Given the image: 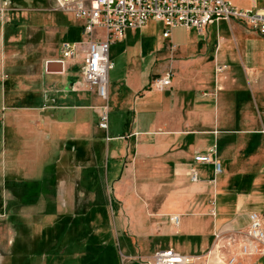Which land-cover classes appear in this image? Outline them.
Here are the masks:
<instances>
[{"label": "crops", "instance_id": "obj_1", "mask_svg": "<svg viewBox=\"0 0 264 264\" xmlns=\"http://www.w3.org/2000/svg\"><path fill=\"white\" fill-rule=\"evenodd\" d=\"M246 2L248 8L253 4ZM259 2L264 3L258 0L257 6ZM45 4L0 0L5 12L0 20V124L10 130L7 156L14 165H42L44 171L51 154L57 163H52L50 179L56 183L46 189L70 191L71 208L76 206L74 191L80 198L81 191H88L86 225L90 227L102 207L103 219L113 220L119 251L129 259L126 264H140L136 257L167 249L198 255L213 243L217 231L247 228L251 213L264 221L263 36L233 22L228 23L231 37L220 36L218 29L212 38L209 28L226 22L220 21L206 35L186 30L196 39L176 54L174 30L164 40L163 27L162 35L152 29L160 23L129 31L111 46L121 44L113 57L122 59V76H109L106 133L98 126L97 110L105 103L83 83L82 56L65 61L62 73L47 72L49 62L62 60L61 44L80 41L83 33L81 23L65 13L58 12L66 16L53 17L51 24L41 13ZM50 33L58 39L54 46L45 45ZM29 35H36L38 44H31ZM150 40L153 45H147ZM162 43L170 45L169 55ZM145 57L152 58L154 67L144 68ZM169 70L172 87L150 90L152 80ZM111 81L118 83L114 89ZM59 147L66 153L58 157ZM213 149L221 165L218 174L213 164L194 160ZM29 184L22 188L33 191L36 184ZM170 216H179L180 223H171ZM262 261L243 257L239 264Z\"/></svg>", "mask_w": 264, "mask_h": 264}, {"label": "built area", "instance_id": "obj_2", "mask_svg": "<svg viewBox=\"0 0 264 264\" xmlns=\"http://www.w3.org/2000/svg\"><path fill=\"white\" fill-rule=\"evenodd\" d=\"M241 9L233 0H54V11L71 15L81 23L83 39L63 42L60 46L62 63L82 56L84 85L95 91L105 103L99 107V128L108 133L110 127L109 76L114 66L110 60L111 46L126 38L129 31H138L150 22L163 25V39L170 40L172 31L185 29L206 33L207 28L220 21L238 22L264 37V7L256 5ZM264 1V0H262ZM4 10L0 11L3 19ZM222 71V68L217 70ZM172 71L150 83V90L165 91L172 87ZM107 140L110 138L107 136ZM215 150L195 157L196 163L213 164L216 173L220 163L213 157ZM193 171L192 181H197ZM215 215V212H212ZM174 225L179 216H170ZM264 258V221L257 213L249 215L245 229L217 231L211 247L198 255H182L173 249L160 250L150 257L138 256L140 264H239L241 258ZM123 261H129L123 256Z\"/></svg>", "mask_w": 264, "mask_h": 264}, {"label": "rangeland", "instance_id": "obj_3", "mask_svg": "<svg viewBox=\"0 0 264 264\" xmlns=\"http://www.w3.org/2000/svg\"><path fill=\"white\" fill-rule=\"evenodd\" d=\"M54 4V0H46L41 11L51 24H53L51 21L53 17L66 16L55 12ZM233 5L241 9L248 8L246 0H233ZM259 6H264V3L259 2ZM0 20H3L1 16ZM162 27L163 25L159 24L157 27L152 26V29L155 34L160 33L162 35ZM218 29L220 36L226 38L232 36V29L229 24L222 22L219 26L213 25L209 28L212 38L216 37ZM206 34L207 32L204 35ZM29 37L33 41L31 44H38L36 35H29ZM193 39H196L195 35L189 34L186 30H174L171 41L173 40V43L178 47L176 54L180 53L183 46H191ZM199 39L202 38L199 37L197 40ZM204 41L206 40L204 39ZM57 42L58 39L56 40L55 35L50 33L48 40H45V45L51 43L54 46ZM152 42L153 40H150L147 45H153ZM120 45L118 44L117 47L110 50V60L112 63L114 62V70L110 73L112 78L122 76V59L115 60L113 57L114 50L121 48ZM160 46H163L165 54L171 53L168 52L170 47L168 43H162ZM147 48L149 46H146V50ZM130 50L132 49L130 48ZM146 50L145 53H147ZM143 60H145L144 68L154 67L151 63V57H145ZM79 67L75 68L76 73L79 71ZM158 67H161V63L158 64ZM117 84L115 81H111L113 89ZM10 140L9 128L7 129L3 123L0 124V264H126L119 251L120 239L116 238L113 220L109 218L110 222H107L103 219L104 210L102 207L99 209L98 218L91 221V225L94 227L86 225V219L90 215L87 213V205L90 203L88 191H81V198L79 191H74L76 206L73 205L74 208L69 207L70 191H57L52 187L46 189V185L49 186L54 182L53 179H50L52 163L53 161L57 163L55 159L53 160V156L49 154L48 159L45 160L44 171L41 169L42 165H40V169L37 166L33 169L30 163L26 166L23 163L14 165L12 158L7 156L8 151L11 150ZM16 143L18 145L17 141ZM70 148L68 147V149ZM49 150L51 151L52 148L49 147L47 152ZM65 150L59 147L55 155L57 154L59 157ZM18 151L23 153L21 147ZM32 154L34 153L32 152ZM57 174L61 175L62 173L58 171ZM30 175L33 177L32 181H30ZM29 183L36 184L33 191H26L25 188H22L30 185ZM10 185H14V187ZM41 189L43 191H39ZM77 197L80 200L78 206ZM31 202L38 205L40 202L42 207L38 210ZM45 204L47 210L44 208ZM81 215H84L85 219L82 218L80 223L78 220ZM111 232L115 237L111 238ZM260 264H264V261Z\"/></svg>", "mask_w": 264, "mask_h": 264}, {"label": "water", "instance_id": "obj_4", "mask_svg": "<svg viewBox=\"0 0 264 264\" xmlns=\"http://www.w3.org/2000/svg\"><path fill=\"white\" fill-rule=\"evenodd\" d=\"M47 72L49 73H62L64 72L63 63L61 61H51L47 65Z\"/></svg>", "mask_w": 264, "mask_h": 264}]
</instances>
